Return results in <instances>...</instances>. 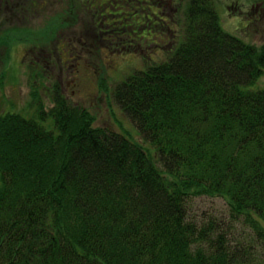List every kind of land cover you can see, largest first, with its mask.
Returning <instances> with one entry per match:
<instances>
[{
  "label": "trees",
  "instance_id": "1",
  "mask_svg": "<svg viewBox=\"0 0 264 264\" xmlns=\"http://www.w3.org/2000/svg\"><path fill=\"white\" fill-rule=\"evenodd\" d=\"M182 25L114 90L141 141L58 95L39 115L55 131L0 116V264H264V44L225 31L214 0H187ZM202 196L246 216L253 244L190 217Z\"/></svg>",
  "mask_w": 264,
  "mask_h": 264
},
{
  "label": "rangeland",
  "instance_id": "2",
  "mask_svg": "<svg viewBox=\"0 0 264 264\" xmlns=\"http://www.w3.org/2000/svg\"><path fill=\"white\" fill-rule=\"evenodd\" d=\"M37 1L42 8L27 13L26 21L19 15L0 17V116L18 113L55 131L53 117L39 115L42 109L50 113L58 95L85 108L95 127L141 141L114 90L168 57L174 40L184 36L187 0ZM214 1L225 31L246 43L264 44V0ZM20 14L23 19L25 13ZM39 54H48V64L38 65ZM263 88L264 74L250 90ZM188 210L198 222L216 219L234 243L253 244L257 236L246 216H235L223 198L195 197ZM256 245L252 251H264L260 241Z\"/></svg>",
  "mask_w": 264,
  "mask_h": 264
},
{
  "label": "flooded vegetation",
  "instance_id": "3",
  "mask_svg": "<svg viewBox=\"0 0 264 264\" xmlns=\"http://www.w3.org/2000/svg\"><path fill=\"white\" fill-rule=\"evenodd\" d=\"M47 1V0H46ZM42 8L41 3L37 0H0V17H1V21H4V19L2 20V17L7 16V18H11V19H16V16L14 15H19V20L26 21L28 20V16L27 13L31 12L33 15L38 14L36 12V9ZM14 11V12H12ZM20 11H23L24 14V18L22 19ZM17 12V14L15 13ZM70 54L75 53L74 52V48L72 47V51H70ZM26 55V54H25ZM24 55V57H25ZM48 54L46 56H42V55H38L37 56V61L39 62V66H41L40 64H44L47 63L48 61L46 58ZM62 59V58H61ZM69 59H66V61H68Z\"/></svg>",
  "mask_w": 264,
  "mask_h": 264
}]
</instances>
